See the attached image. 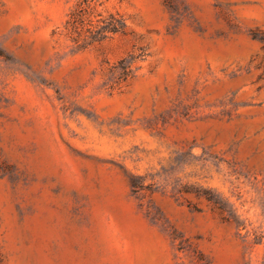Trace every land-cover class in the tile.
Listing matches in <instances>:
<instances>
[{
  "label": "rangeland",
  "instance_id": "374dc122",
  "mask_svg": "<svg viewBox=\"0 0 264 264\" xmlns=\"http://www.w3.org/2000/svg\"><path fill=\"white\" fill-rule=\"evenodd\" d=\"M78 2L0 0V264H264V0Z\"/></svg>",
  "mask_w": 264,
  "mask_h": 264
},
{
  "label": "trees",
  "instance_id": "16d2710c",
  "mask_svg": "<svg viewBox=\"0 0 264 264\" xmlns=\"http://www.w3.org/2000/svg\"><path fill=\"white\" fill-rule=\"evenodd\" d=\"M88 1L89 0H79L77 8L71 13V18L67 21L70 25V29L77 31L78 24L80 21H82V12L86 9L85 5L88 3ZM255 36L260 37L264 41V35ZM202 194L206 197L209 202H211L216 208H218L221 213H223V217L226 220H229V218L231 217V212L229 211V209H227L222 199H220L215 193H213L209 189H204Z\"/></svg>",
  "mask_w": 264,
  "mask_h": 264
}]
</instances>
